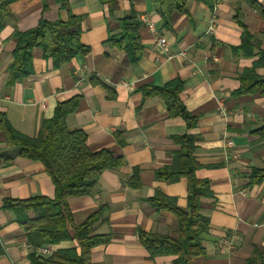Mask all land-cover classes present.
<instances>
[{
	"label": "crops",
	"instance_id": "crops-1",
	"mask_svg": "<svg viewBox=\"0 0 264 264\" xmlns=\"http://www.w3.org/2000/svg\"><path fill=\"white\" fill-rule=\"evenodd\" d=\"M9 1L7 12H0V264H32V253L49 256L77 246L61 241L43 247L49 253L42 254L28 244L14 213L3 208L7 199H53L55 191L40 163L20 157L5 142L1 124L34 137L55 107L72 99L76 107L66 117L67 128L85 134L89 151L107 150L121 160L102 173L89 196L67 202L70 236L101 214L95 234L106 241L91 249V264H173L172 255L150 257L139 233L177 238L175 215L157 209L153 200L187 211L186 178H156L172 165L182 136L195 138L194 177L207 182L210 193L199 200L208 230L201 236L205 253L194 264H264V182L251 181L253 171L264 170V88L238 93L246 70L264 79V65L258 64L264 55V0H186V11H174L167 20L156 0H66L67 9L58 0ZM70 16L80 20V42L89 53L56 64L36 47L32 72L8 84L13 34ZM142 16L149 17L153 31ZM210 18L214 29L206 33ZM133 19L140 23L135 62L125 48L108 43ZM245 35L252 38L250 55L237 50ZM157 38L166 48L156 45ZM173 81L181 82L179 98L195 118L193 127L170 116L159 95L146 93ZM224 240L232 247H220Z\"/></svg>",
	"mask_w": 264,
	"mask_h": 264
},
{
	"label": "trees",
	"instance_id": "trees-1",
	"mask_svg": "<svg viewBox=\"0 0 264 264\" xmlns=\"http://www.w3.org/2000/svg\"><path fill=\"white\" fill-rule=\"evenodd\" d=\"M9 2L7 0L0 4V12H7ZM58 2L62 8H68L66 0ZM185 2L186 0H156L166 20L174 11L185 12ZM3 24L0 17V29ZM139 26L137 20L124 21L123 34L108 42L113 47L125 48L132 62L137 61L140 55L137 35ZM80 34V20L74 16H70L67 22L41 21L35 28L26 32H15L13 38L16 47L13 61L8 68V84L19 81L32 72L31 51L36 47L42 50L46 59H52L56 64L66 63L76 56L89 53V48L80 42ZM251 39L245 35L237 50H241L244 55H250ZM258 64L264 65V55H261ZM240 81L238 93H253L260 87L264 88V79L258 78L252 69L246 70ZM181 86V82L173 81L163 88L148 89L146 93L159 95L164 100L170 116L179 115L188 126L193 127L195 118L185 111L179 98ZM75 107L74 99L58 104L52 118L41 123L34 137L20 134L7 123L1 124L5 142L16 147L20 157L40 163L50 177L55 191L53 199L43 196L27 200L7 199L3 202V208L14 213L16 223L26 232L28 244L34 249L67 240L77 243L75 248L58 250L49 256L32 253V264H91V249L106 241V238L95 234V227L101 221L99 213L75 227L73 236L66 230L70 218L68 200L89 196L96 188L102 173L121 164V160L113 157L107 150L89 151L85 134L67 128L66 117ZM178 140L181 142V149L174 156L172 165L159 170L156 178L170 183L186 178L187 211L177 208L171 202L157 198L153 200L157 209H166L175 215L177 238L139 233V239L150 257L172 255L176 257L173 264H194L193 260L205 253L201 236L208 230V220L199 212V200L210 193L207 182L198 181L194 177L197 168L192 154L195 138L182 136ZM251 181L264 182V170L253 171ZM30 213L33 214L32 217L29 216Z\"/></svg>",
	"mask_w": 264,
	"mask_h": 264
},
{
	"label": "built area",
	"instance_id": "built-area-1",
	"mask_svg": "<svg viewBox=\"0 0 264 264\" xmlns=\"http://www.w3.org/2000/svg\"><path fill=\"white\" fill-rule=\"evenodd\" d=\"M140 19H141V22L143 24H145L150 31L154 30L153 24L151 23L148 16H142ZM213 29H214V21H213V19L210 18L209 21L207 22V25H206V33L212 32ZM156 45L162 49L166 48V42L163 38H157ZM224 113L225 112L222 110V114H224ZM247 116H248V118L252 119L251 114H248ZM231 145H232L231 142L227 141L226 146L231 147ZM219 245H220V247L231 248L232 242H231V240L230 241L224 240L223 243H220ZM39 251L42 254H48L49 253L48 248H40Z\"/></svg>",
	"mask_w": 264,
	"mask_h": 264
}]
</instances>
